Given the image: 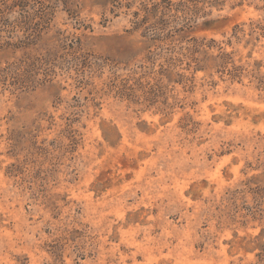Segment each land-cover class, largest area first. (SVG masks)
Here are the masks:
<instances>
[{
	"label": "rangeland",
	"instance_id": "obj_1",
	"mask_svg": "<svg viewBox=\"0 0 264 264\" xmlns=\"http://www.w3.org/2000/svg\"><path fill=\"white\" fill-rule=\"evenodd\" d=\"M0 264H264V0H0Z\"/></svg>",
	"mask_w": 264,
	"mask_h": 264
}]
</instances>
